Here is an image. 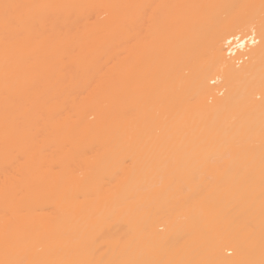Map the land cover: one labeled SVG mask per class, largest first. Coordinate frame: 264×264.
<instances>
[{
    "label": "bare ground",
    "instance_id": "6f19581e",
    "mask_svg": "<svg viewBox=\"0 0 264 264\" xmlns=\"http://www.w3.org/2000/svg\"><path fill=\"white\" fill-rule=\"evenodd\" d=\"M0 264H264V0H0Z\"/></svg>",
    "mask_w": 264,
    "mask_h": 264
},
{
    "label": "rangeland",
    "instance_id": "374dc122",
    "mask_svg": "<svg viewBox=\"0 0 264 264\" xmlns=\"http://www.w3.org/2000/svg\"><path fill=\"white\" fill-rule=\"evenodd\" d=\"M242 11V10H241ZM243 12H245V11H243ZM225 13V12H224ZM223 13V16L225 17V14ZM237 13V12H236ZM242 14V12L239 14V15H241ZM229 15L230 14H228V16H227V19H229L230 17H229ZM243 16H244V14H242ZM241 15V16H242ZM221 16H222V14H221ZM223 16H222V18H223ZM235 16H237V15H235ZM226 18V17H225ZM236 18H238V17H236ZM256 30L257 31H255L254 30V32L256 33V35H257V37L258 38H260V35H259V32H258V29L256 28ZM244 33H245V31H243ZM243 33V34H244ZM247 33V32H246ZM259 43V42H258ZM250 51H248L247 52V54H248V58L247 59H245L243 62H240V65H244V64H246L248 61H250V58H251V55H252V49H249ZM250 54V55H249ZM239 64V63H238ZM220 83H221V80H219V81H216V82H214V83H212L211 85H216V86H220ZM223 92L224 91H222L221 93L223 94ZM221 93H219V95L221 94ZM221 94V95H222ZM259 97V96H258ZM226 159H212L210 162H211V166L213 165V166H215L216 165V167H212V169L210 168V169H205V170H200V171H197L196 172V180L197 179H199V178H201V177H205L206 178V180H208V181H211V180H213L214 179V176H215V174H217V173H221L222 171L224 172V167H225V169H226ZM229 161V160H228ZM227 161V162H228ZM165 162V161H164ZM167 163H172V161L170 162V161H166ZM174 163H172V167L171 168H169V167H167V166H162L161 168H160V170L158 169V172H157V174H156V176H155V181L156 182H158V185H162V184H164V183H167V182H170V181H174V179H175V181L176 182H178V183H181L182 185H183V187L181 186V190H183V191H181V193L182 194H185V193H187V192H189L190 191V189L187 187V185H186V183H185V180L183 179V177L181 178V176H178L177 175V173H176V170H174V164H175V161H173ZM169 170H168V169ZM209 168V167H208ZM170 169H171V171H170ZM168 170V171H167ZM175 171V172H174ZM221 171V172H220ZM200 172V173H199ZM173 173V174H172ZM174 177V178H173ZM177 179V180H176ZM180 179H181V181H180ZM185 186V187H184ZM185 188H187V189H185ZM184 191H185V193H184ZM187 191V192H186ZM180 193V194H181ZM179 194V195H180ZM160 228V230H163L164 229V227H162V226H160L159 227ZM227 253L231 256V255H233V251H227Z\"/></svg>",
    "mask_w": 264,
    "mask_h": 264
},
{
    "label": "built area",
    "instance_id": "2783aa9c",
    "mask_svg": "<svg viewBox=\"0 0 264 264\" xmlns=\"http://www.w3.org/2000/svg\"><path fill=\"white\" fill-rule=\"evenodd\" d=\"M239 37H240V35H239ZM242 37L246 38L247 44H249L251 40H256L258 38L256 33H249V34L244 35ZM237 43H238V36L237 35H231L227 39V43H226L227 51L234 54L237 50ZM248 50L249 49H247V47H246L244 51H241L240 53L235 54L236 55L235 56L236 61L237 62H243L245 59H247L248 58V54H247Z\"/></svg>",
    "mask_w": 264,
    "mask_h": 264
}]
</instances>
